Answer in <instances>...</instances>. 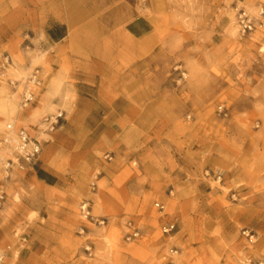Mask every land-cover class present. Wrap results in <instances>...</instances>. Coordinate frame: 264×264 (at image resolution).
Segmentation results:
<instances>
[{"label": "rangeland", "instance_id": "1", "mask_svg": "<svg viewBox=\"0 0 264 264\" xmlns=\"http://www.w3.org/2000/svg\"><path fill=\"white\" fill-rule=\"evenodd\" d=\"M5 59V264H264V0H0Z\"/></svg>", "mask_w": 264, "mask_h": 264}, {"label": "built area", "instance_id": "2", "mask_svg": "<svg viewBox=\"0 0 264 264\" xmlns=\"http://www.w3.org/2000/svg\"><path fill=\"white\" fill-rule=\"evenodd\" d=\"M263 11L261 12V15ZM238 27L242 34L252 33L256 29H261L262 24L257 22L252 18L248 13L242 11L238 17ZM9 66L8 60L5 59L0 64V81L3 80L6 76V71ZM28 84L31 86H38L39 81L36 75L31 76L28 79ZM34 94L31 91L29 86H26L22 94V106L26 107L33 103ZM6 135H2L0 138V150L5 148L9 149L10 153L15 154L18 157V160L21 163L31 164L36 160L40 153V148L38 143L28 134V132L20 128L14 132V127L12 124L6 125ZM14 132V133H13ZM156 207L160 210H163V207L159 204H156ZM176 232V224L174 222L165 223L162 227V233L165 235H170L171 233ZM133 237H136L137 234H132ZM6 254L4 251H0V264H5ZM167 264H173L172 261L167 262Z\"/></svg>", "mask_w": 264, "mask_h": 264}, {"label": "bare ground", "instance_id": "3", "mask_svg": "<svg viewBox=\"0 0 264 264\" xmlns=\"http://www.w3.org/2000/svg\"><path fill=\"white\" fill-rule=\"evenodd\" d=\"M70 30H71V26ZM233 30H235V26L233 28ZM236 32V31H235ZM14 70L16 69H20L18 67V65H16L15 67H13ZM22 69V68H21ZM0 90H3L2 88H0ZM0 114H2L5 118H7L9 121H12V117L15 115L16 110L18 109V105L14 102V100H9V98L6 95H3V91H0ZM0 131H2L1 133H3V135H6L7 133L4 132L3 129H0ZM10 153L9 149H5L2 152V155L0 156V159L3 158V156L5 155V153ZM11 154V153H10Z\"/></svg>", "mask_w": 264, "mask_h": 264}, {"label": "crops", "instance_id": "4", "mask_svg": "<svg viewBox=\"0 0 264 264\" xmlns=\"http://www.w3.org/2000/svg\"><path fill=\"white\" fill-rule=\"evenodd\" d=\"M58 27L59 28H57V30H54V32H51L50 34H49V36H50V38L52 39V40H54V41H60V40H62L65 36L64 35H58L57 33V31L59 30L60 31V29H61V27L62 26H60V25H58ZM53 37H54V39H53Z\"/></svg>", "mask_w": 264, "mask_h": 264}, {"label": "trees", "instance_id": "5", "mask_svg": "<svg viewBox=\"0 0 264 264\" xmlns=\"http://www.w3.org/2000/svg\"><path fill=\"white\" fill-rule=\"evenodd\" d=\"M53 39H54V37H53Z\"/></svg>", "mask_w": 264, "mask_h": 264}]
</instances>
